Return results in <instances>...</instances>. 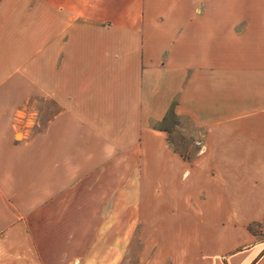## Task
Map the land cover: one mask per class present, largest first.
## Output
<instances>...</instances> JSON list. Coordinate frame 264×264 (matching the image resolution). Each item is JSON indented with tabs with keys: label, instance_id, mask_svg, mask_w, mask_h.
<instances>
[{
	"label": "crops",
	"instance_id": "1",
	"mask_svg": "<svg viewBox=\"0 0 264 264\" xmlns=\"http://www.w3.org/2000/svg\"><path fill=\"white\" fill-rule=\"evenodd\" d=\"M263 221L264 0H0V264H264Z\"/></svg>",
	"mask_w": 264,
	"mask_h": 264
},
{
	"label": "rangeland",
	"instance_id": "2",
	"mask_svg": "<svg viewBox=\"0 0 264 264\" xmlns=\"http://www.w3.org/2000/svg\"><path fill=\"white\" fill-rule=\"evenodd\" d=\"M239 28H236L237 31H240L243 28V25H239ZM38 109L40 111L37 112V115L34 119L31 120H25L20 121V129L25 130H35V131H42L45 127L46 121L51 117V113H54L56 111V108L52 105H48L43 103L38 104ZM183 127V126H182ZM176 128L174 129L172 136H174V141L179 142V138L182 137V132L185 131V128ZM203 132L199 131L194 136L190 137L189 139H183L181 141V144H186L187 148L190 149V152L183 153L185 158H190V156L195 154L194 148L200 147L203 145V137L201 136ZM20 135L19 137L17 135ZM16 138L20 139L22 138L21 130L17 131ZM183 138V137H182ZM181 139V138H180ZM200 140L201 144L198 145L197 141ZM191 146V147H189ZM174 148V147H173ZM181 150H184L183 147L180 146ZM187 149V150H188ZM100 157L103 161L108 162L111 166V170L107 169V166H104L102 163L101 168L99 170L102 177L106 176L107 180L109 177V173L111 172V179L113 177L116 178V184H117V190L119 191L123 185H124V178L128 177L130 174V171L132 170V174L134 176H137L138 174V152H132V153H124V152H118L116 154H111L110 156L105 154H100ZM104 166V167H103ZM113 166V168H112ZM113 170H115V176L112 174ZM104 190V189H102ZM77 214L79 213V216L74 217H67L64 218V226L61 228V233H54V237L57 239H66L69 241H77V240H89L92 239V233H87L86 231H82V228L85 224H92V219L87 218L86 216L82 215V211H77ZM75 214V213H73ZM122 219V218H120ZM123 220V219H122ZM249 228L253 235H255L256 238H259L263 242L264 246V221L261 223H254L249 225ZM60 229V227H59ZM90 237V238H89Z\"/></svg>",
	"mask_w": 264,
	"mask_h": 264
},
{
	"label": "trees",
	"instance_id": "3",
	"mask_svg": "<svg viewBox=\"0 0 264 264\" xmlns=\"http://www.w3.org/2000/svg\"><path fill=\"white\" fill-rule=\"evenodd\" d=\"M174 105L175 103H172L167 111V113L165 114V116L163 117L162 120L158 121L157 123H155L154 128L159 129V130H163L165 131L168 135H167V141L168 143L174 147L177 146H181L184 149L187 147L186 144H181V141L184 139V137H180L178 140L179 142H175L174 141V136H172V133L174 131V129L178 128L180 126V121L174 111ZM182 156L183 153H181ZM248 230H250L249 226H248ZM251 231V230H250Z\"/></svg>",
	"mask_w": 264,
	"mask_h": 264
},
{
	"label": "built area",
	"instance_id": "4",
	"mask_svg": "<svg viewBox=\"0 0 264 264\" xmlns=\"http://www.w3.org/2000/svg\"><path fill=\"white\" fill-rule=\"evenodd\" d=\"M197 144H198V145H200V144H201L200 140H198V141H197Z\"/></svg>",
	"mask_w": 264,
	"mask_h": 264
}]
</instances>
